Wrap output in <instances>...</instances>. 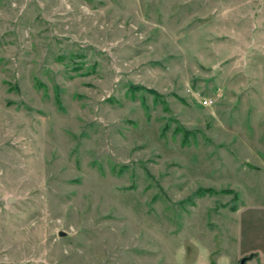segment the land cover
Segmentation results:
<instances>
[{
    "label": "rangeland",
    "instance_id": "1",
    "mask_svg": "<svg viewBox=\"0 0 264 264\" xmlns=\"http://www.w3.org/2000/svg\"><path fill=\"white\" fill-rule=\"evenodd\" d=\"M243 259L264 264V0H0V264Z\"/></svg>",
    "mask_w": 264,
    "mask_h": 264
},
{
    "label": "built area",
    "instance_id": "2",
    "mask_svg": "<svg viewBox=\"0 0 264 264\" xmlns=\"http://www.w3.org/2000/svg\"><path fill=\"white\" fill-rule=\"evenodd\" d=\"M201 104L204 106V107H208V106H211L213 105V100L211 99H203Z\"/></svg>",
    "mask_w": 264,
    "mask_h": 264
},
{
    "label": "water",
    "instance_id": "3",
    "mask_svg": "<svg viewBox=\"0 0 264 264\" xmlns=\"http://www.w3.org/2000/svg\"><path fill=\"white\" fill-rule=\"evenodd\" d=\"M246 166L248 167V168H252V166L251 165H249V164H246ZM9 204L12 202V200H11V198L7 201ZM60 236H63L64 235V233L63 232H61L60 234H59ZM245 261H246V259H243V260H241L240 261V263L239 264H245Z\"/></svg>",
    "mask_w": 264,
    "mask_h": 264
}]
</instances>
